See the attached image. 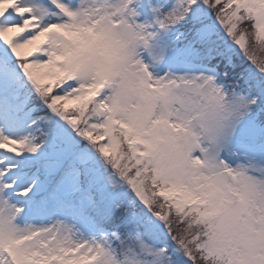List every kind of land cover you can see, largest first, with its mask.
I'll use <instances>...</instances> for the list:
<instances>
[{
  "label": "snow or ice",
  "instance_id": "1",
  "mask_svg": "<svg viewBox=\"0 0 264 264\" xmlns=\"http://www.w3.org/2000/svg\"><path fill=\"white\" fill-rule=\"evenodd\" d=\"M0 264H264V0H0Z\"/></svg>",
  "mask_w": 264,
  "mask_h": 264
}]
</instances>
